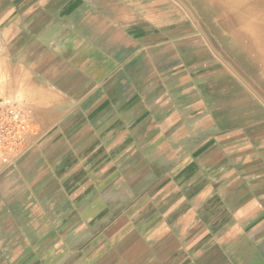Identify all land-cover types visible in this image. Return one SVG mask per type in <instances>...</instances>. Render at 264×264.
I'll return each instance as SVG.
<instances>
[{"label":"crops","instance_id":"1","mask_svg":"<svg viewBox=\"0 0 264 264\" xmlns=\"http://www.w3.org/2000/svg\"><path fill=\"white\" fill-rule=\"evenodd\" d=\"M200 6L0 0L34 128L0 162V264H264V19Z\"/></svg>","mask_w":264,"mask_h":264},{"label":"built area","instance_id":"2","mask_svg":"<svg viewBox=\"0 0 264 264\" xmlns=\"http://www.w3.org/2000/svg\"><path fill=\"white\" fill-rule=\"evenodd\" d=\"M34 131L30 111L12 96L0 93V162L14 164L28 149Z\"/></svg>","mask_w":264,"mask_h":264},{"label":"rangeland","instance_id":"3","mask_svg":"<svg viewBox=\"0 0 264 264\" xmlns=\"http://www.w3.org/2000/svg\"><path fill=\"white\" fill-rule=\"evenodd\" d=\"M183 1L186 4H188L189 9H190V17H192V18H195L198 14L196 11V3L204 6V8H202V6H200V7L206 13L205 18L212 19V17H211V15L213 14L211 12L212 9L216 10V15L218 14L217 15L218 19L222 22L223 21H231L232 16L236 15L238 12L239 13H245V15H246V11L244 9L245 5L240 6V8H236L234 6V2L231 3L232 0H227L228 2H225L227 5L221 3V5H219V6H217L215 4L212 5V3H209L208 0H199L200 3L198 0H195L196 3L193 2L192 0H183ZM223 5H225V6H223ZM232 11H234V12H232ZM248 14H249V16L251 15L253 18H254V16L257 18H258V16H261L264 19V0H259V3L253 4L252 6L251 5L248 6ZM252 17H250V18H252Z\"/></svg>","mask_w":264,"mask_h":264},{"label":"bare ground","instance_id":"4","mask_svg":"<svg viewBox=\"0 0 264 264\" xmlns=\"http://www.w3.org/2000/svg\"><path fill=\"white\" fill-rule=\"evenodd\" d=\"M209 1V3H212V5H217V6H219V5H221V3H223V4H225V5H227L225 2H228L227 0H208ZM234 2V6L236 7V8H240V6H244V9H245V11H246V15L245 14H242V15H240L239 14V12L236 14V15H234V16H232V18H231V21L233 22V23H238V24H240L241 22L242 23H246V22H249V19H251L250 17H252L251 15L249 16V14H248V6H252L253 4H256V3H259V0H232V2L231 3H233ZM225 5H223V6H225ZM209 7V6H208ZM214 8V7H213ZM244 11V10H243ZM212 12V11H211ZM258 15V14H257ZM253 18V17H252ZM254 18H257V17H255L254 16ZM253 18V19H254ZM258 19H263L261 16H258ZM225 20V19H224ZM255 21H257V20H255ZM227 23V22H226ZM250 25V24H249ZM251 26V25H250ZM239 43V42H238ZM240 44V43H239ZM245 50V49H244Z\"/></svg>","mask_w":264,"mask_h":264}]
</instances>
